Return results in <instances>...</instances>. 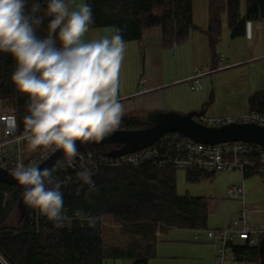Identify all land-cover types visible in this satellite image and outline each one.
<instances>
[{
	"label": "trees",
	"instance_id": "16d2710c",
	"mask_svg": "<svg viewBox=\"0 0 264 264\" xmlns=\"http://www.w3.org/2000/svg\"><path fill=\"white\" fill-rule=\"evenodd\" d=\"M42 8L46 0H40ZM94 14L91 28L115 26L124 29L125 41L141 39L144 30L159 26L166 46L186 40L193 20V0H86ZM246 11L241 15V0H209V26L207 34L212 49H216L221 34L223 14L227 13L233 38L243 36L247 22L264 20V0H245ZM160 8L161 12H156ZM43 13H41L42 15ZM37 30L46 35L48 20ZM215 57V56H214ZM16 63L10 54L0 53V107L16 115L18 130L24 131L23 117L27 115V97L16 91L11 76ZM250 111L264 115V90L256 91L249 100ZM147 124L139 115L124 116L118 129H138ZM120 144L100 146L101 155ZM37 151L31 152L34 156ZM29 155V156H31ZM56 180L61 182L64 193V210L73 217L76 210L95 217L90 227L73 217L71 225L57 227L54 222L39 215L27 213L21 220L19 199L21 188L0 182V264H105L107 259L129 260L130 264H148L154 255L158 230L171 227L205 230L208 227V199L205 196L179 194L177 191L178 168L158 166L153 161L144 163L100 166L92 179L98 192L88 193L87 185L77 172L62 167ZM216 172L186 170V180L198 183L209 179ZM252 176L246 173L245 178ZM264 176V175H263ZM18 223L11 224L13 216ZM120 223L123 234L132 240L128 246L107 247L103 239V218ZM264 236H262L263 238ZM261 238V239H262ZM260 239V241H261ZM260 241L256 246L232 245L237 261L261 264Z\"/></svg>",
	"mask_w": 264,
	"mask_h": 264
},
{
	"label": "clouds",
	"instance_id": "9594fccd",
	"mask_svg": "<svg viewBox=\"0 0 264 264\" xmlns=\"http://www.w3.org/2000/svg\"><path fill=\"white\" fill-rule=\"evenodd\" d=\"M41 13H43L41 15ZM48 17L46 35L37 30ZM94 23L90 3L80 0H0V53L16 63L11 80L27 97L22 138L32 151L62 152L52 168L17 162L11 175L23 187V202L57 227L71 225L73 217L83 226L95 225V217L82 209L69 217L64 210L62 184L53 173L82 164L77 173L98 192L92 179L95 162L79 152L77 143L102 142L121 125L125 108L118 92V77L125 55L124 29L111 26L96 39H86ZM88 165H91L89 167Z\"/></svg>",
	"mask_w": 264,
	"mask_h": 264
},
{
	"label": "rangeland",
	"instance_id": "374dc122",
	"mask_svg": "<svg viewBox=\"0 0 264 264\" xmlns=\"http://www.w3.org/2000/svg\"><path fill=\"white\" fill-rule=\"evenodd\" d=\"M209 0H193V20L196 28H191L186 40L174 44L172 47H162L166 59V74L171 80H179L164 86L160 90L161 101L150 109L139 107L146 96H138L131 99L134 102L133 109L128 114L139 115L145 118L152 111H178L187 113L206 109L205 115L212 117H234L250 110V97L259 89L264 88V61L256 62L246 60L260 52L259 47L264 46V20L247 22V31L243 36L233 38L229 27L227 13L223 14L222 34L216 49H212L207 34L209 26ZM246 11L245 0H241V15ZM160 13L161 9L157 8ZM152 29H161L159 26ZM263 48V47H262ZM156 50L161 51L160 47ZM157 54V53H156ZM215 56V57H214ZM230 64L228 67H225ZM206 74L201 77L203 88L197 90L190 74H195L199 69ZM170 74V75H169ZM188 76V77H187ZM144 78V77H143ZM142 78L141 86L144 83ZM159 95V93H156ZM0 111H4L0 107ZM11 111V110H7ZM13 112V111H11ZM27 150L32 151L27 144ZM43 149L36 150L41 152ZM242 174L234 171L217 172L209 179L198 183H189L186 180V170L177 171V191L179 194L193 196H205L208 199V227L207 229L221 228L235 219L244 207L243 200L230 197L228 188L242 184ZM245 203L253 209L252 224L258 228H264V176L253 175L246 178L244 183ZM18 223V216H13L11 224ZM103 239L107 247L114 245L128 246L132 240L123 234L120 223L111 218H103ZM170 230V229H169ZM164 230H158L157 234ZM204 230L200 231L204 240ZM197 232H175L176 240L194 241ZM163 236L162 239H165ZM198 240V241H201ZM192 244L173 246L174 250L191 252ZM196 244V243H195ZM205 245L206 249L215 247L212 244ZM210 246V247H208ZM212 248H210L212 250ZM191 249V250H190ZM216 251V249H215ZM206 257V254L204 258ZM184 258L183 264H208L206 260ZM215 264L216 252L214 258ZM105 264H130L129 260L107 259ZM154 264H159L155 262ZM225 264H256L237 261L230 256Z\"/></svg>",
	"mask_w": 264,
	"mask_h": 264
},
{
	"label": "built area",
	"instance_id": "2783aa9c",
	"mask_svg": "<svg viewBox=\"0 0 264 264\" xmlns=\"http://www.w3.org/2000/svg\"><path fill=\"white\" fill-rule=\"evenodd\" d=\"M205 74L206 72L201 68L190 78L197 90L203 88L201 77ZM196 120L209 126H220L231 121L255 122L264 125V115L250 110L234 117H212L204 114L196 117ZM22 133L18 130L16 115L11 111H0V167L10 172L17 162L22 161L26 166L36 165L38 167L52 154H45L44 150L37 152L34 156L29 154L28 142L22 138ZM97 150L98 148H89L79 151L85 158L89 152L92 153L96 165L95 172L102 165L113 167L125 163L138 165L145 161H153L158 166L172 165L184 170H206L216 173L234 170L241 173L242 184L228 188L230 197L243 200L244 207L240 214L224 227L203 231L206 239L216 246L218 264H225L226 260L233 256L232 245L248 243L249 246H256L264 236V228H258L257 225L252 224L253 209L245 203L244 188L246 173L252 176L264 175V146L248 141L205 144L195 142L180 133L169 132L155 144L125 155L116 157L106 155L112 149L99 155ZM82 164H86V160L81 161L77 158L75 165L69 168L78 173ZM88 166L91 167V165ZM57 174V171L53 173L55 179ZM29 217H35L39 226V213L36 210L29 211ZM200 231L202 230H198L195 235L197 241L203 238Z\"/></svg>",
	"mask_w": 264,
	"mask_h": 264
},
{
	"label": "crops",
	"instance_id": "0c3cea01",
	"mask_svg": "<svg viewBox=\"0 0 264 264\" xmlns=\"http://www.w3.org/2000/svg\"><path fill=\"white\" fill-rule=\"evenodd\" d=\"M66 2L71 3V0H66ZM76 2L79 3L80 0H76ZM84 2H86V0H84ZM109 27L111 26L99 28L90 27L85 38L88 40L99 38ZM177 44L178 43H176V45ZM163 46L169 47L164 44L162 30L152 29V27L144 30L141 39L126 41L124 60L118 77V92L120 100L125 108L124 116L134 115L128 114L130 111L135 109V107H133L134 102H132L131 99L138 96H146L147 99H145L143 103H138L136 109L139 107L144 109L153 108L154 105L158 104L162 100L160 97L161 93L158 90L169 83L179 81L171 80V76H167L166 74V59L162 48ZM156 47L161 48L160 53L159 50H156ZM262 47H259L260 52H257V54L247 58L246 60L248 61L246 62L252 60L256 62L264 61V46ZM194 75L195 74L193 73L188 76L191 78ZM142 78L145 81L141 86ZM141 90L145 91L139 93ZM259 90H264V88ZM156 93H159V95ZM169 229L158 234V241L154 246V255L150 258L148 264H154L155 262H158L159 264H183V262H185L184 258L189 256L191 258L189 261L201 259L206 260L208 264H215L214 258L216 246L211 241L204 242V240L197 241L196 239H194V241H187L182 239L176 240L175 238V232H190L192 235V233L195 234L198 230L180 229L175 227H171ZM163 236H166V238L162 239ZM192 242V250L190 249V253H186L183 249H181V251L173 249L175 244L185 245L191 244ZM202 244H212L215 249L210 246L208 247L212 248V250L210 248L206 249L205 245ZM205 254L206 257L204 258Z\"/></svg>",
	"mask_w": 264,
	"mask_h": 264
},
{
	"label": "water",
	"instance_id": "95a60500",
	"mask_svg": "<svg viewBox=\"0 0 264 264\" xmlns=\"http://www.w3.org/2000/svg\"><path fill=\"white\" fill-rule=\"evenodd\" d=\"M206 109L181 113L178 111H152L143 118L147 124L138 129H117L113 134L99 143H88L81 145L77 143L80 150L99 148L110 144H120L121 147L114 148L106 153L111 157L121 156L155 144L162 136L169 132L180 133L191 140L205 144H220L233 141H248L264 146V125L255 122L231 121L220 126L205 125L196 117L204 115ZM62 157V152L56 151L47 157L38 167L52 168L54 163ZM0 182L18 186L21 188L19 207L21 209V220L27 213V205L23 202V187L14 179L11 172L0 167ZM231 243V242H230ZM261 264H264V237L260 241Z\"/></svg>",
	"mask_w": 264,
	"mask_h": 264
}]
</instances>
